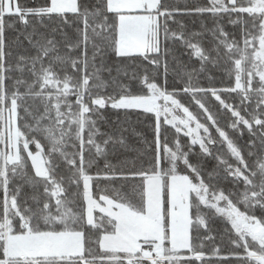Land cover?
Instances as JSON below:
<instances>
[{"label": "snow or ice", "instance_id": "6c2138e0", "mask_svg": "<svg viewBox=\"0 0 264 264\" xmlns=\"http://www.w3.org/2000/svg\"><path fill=\"white\" fill-rule=\"evenodd\" d=\"M0 264H264V0H0Z\"/></svg>", "mask_w": 264, "mask_h": 264}, {"label": "rangeland", "instance_id": "374dc122", "mask_svg": "<svg viewBox=\"0 0 264 264\" xmlns=\"http://www.w3.org/2000/svg\"><path fill=\"white\" fill-rule=\"evenodd\" d=\"M151 195V193H150ZM144 234L147 235H163L162 229L159 228L158 225L155 224H147L142 229ZM46 243H51L50 241H46Z\"/></svg>", "mask_w": 264, "mask_h": 264}, {"label": "trees", "instance_id": "16d2710c", "mask_svg": "<svg viewBox=\"0 0 264 264\" xmlns=\"http://www.w3.org/2000/svg\"><path fill=\"white\" fill-rule=\"evenodd\" d=\"M186 22L189 24V27L191 28V27H198L199 26V23L197 22V24L196 25H192L191 24V22H190V20H186ZM112 119H115V117L113 116V117H111Z\"/></svg>", "mask_w": 264, "mask_h": 264}]
</instances>
